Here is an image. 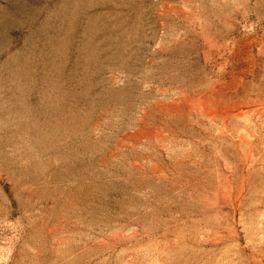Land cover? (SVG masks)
<instances>
[{"label": "rangeland", "instance_id": "rangeland-1", "mask_svg": "<svg viewBox=\"0 0 264 264\" xmlns=\"http://www.w3.org/2000/svg\"><path fill=\"white\" fill-rule=\"evenodd\" d=\"M0 264H264V0H0Z\"/></svg>", "mask_w": 264, "mask_h": 264}]
</instances>
